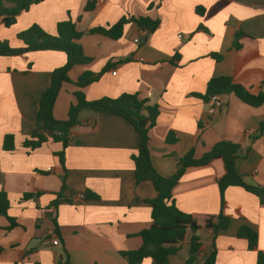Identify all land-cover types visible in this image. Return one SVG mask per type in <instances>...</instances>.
Here are the masks:
<instances>
[{"label":"crops","instance_id":"0c3cea01","mask_svg":"<svg viewBox=\"0 0 264 264\" xmlns=\"http://www.w3.org/2000/svg\"><path fill=\"white\" fill-rule=\"evenodd\" d=\"M87 3L93 8L84 12ZM140 17L158 21V27L147 33L129 23L117 40L81 37L78 44L90 62L68 71L53 118L66 120L80 75L102 72L98 81L80 89L86 100L136 93L158 106L156 124L148 131L149 157L158 175L170 177L176 159L190 151L198 159L228 141L240 147L236 172L242 181L264 187V135L259 134L264 105L252 108L232 95L222 96L223 109L208 115L199 98L207 82L219 76L253 94L264 92V0H44L17 16L11 27L0 23V41L22 48L16 36L33 24L54 35L57 23L69 18H79L76 29L86 32ZM65 63V54L55 51L0 56V192L17 223L6 230L8 222L0 216V264H59L65 259L70 264H129L119 252L138 249L136 234L150 225L147 201L156 193L150 182L134 181L130 157L141 139L120 116L82 111L64 150L51 141L33 151L21 147L35 128L38 102L52 71ZM169 134L174 142H166ZM5 135L14 137L13 152L2 150ZM62 150L63 166L55 155ZM224 173L220 159L187 168L172 190L176 207L197 220L217 215L216 181ZM224 199L230 221L214 239V264H257V252L264 254V206L241 187H228ZM242 225L257 233L256 251L236 237ZM197 236L201 247L193 264H203L212 251V232L200 229ZM190 238L188 231L167 264H186ZM138 264L155 263L147 258Z\"/></svg>","mask_w":264,"mask_h":264},{"label":"trees","instance_id":"16d2710c","mask_svg":"<svg viewBox=\"0 0 264 264\" xmlns=\"http://www.w3.org/2000/svg\"><path fill=\"white\" fill-rule=\"evenodd\" d=\"M44 0H0L1 25L9 28L16 23L17 16ZM92 3H87L84 12L92 10ZM200 13V10H196ZM75 21L70 18L57 23L54 35L48 34L40 27L33 24L26 30L17 34V39L23 44L22 48H12L8 41H0V56H19L30 52L55 51L62 52L66 56V63L52 71L49 87L41 94L38 102V110L35 115V128L31 135L24 139L21 147L33 151L42 147L47 142L60 143L63 150L68 146L70 135L74 128L80 125L79 114L82 111L93 113L114 114L123 118L137 133L141 143L130 159L134 166V181L136 184L150 182L155 190V197L148 200L150 206V225L136 234L141 239V246L136 250L121 251L120 256L127 259L129 264L141 263L144 259H151L155 264H167L169 258L176 255L184 242L185 235L191 232L189 242V258L186 264H193L199 253L201 244L197 231L209 229L212 232V251L203 264H214L215 247L214 239L221 230L229 226L230 218L226 214V202L224 192L228 187H241L246 192L254 195L259 203L264 206V187H255L245 184L236 172V163L239 159L240 147L237 144L220 141L210 148L202 157L195 159L193 152L176 159L175 172L170 177H161L151 165L148 149V131L156 124L159 114L157 105H150L148 100L138 94L124 93L117 98L102 97L88 101L80 91L83 87L98 81L101 73L86 72L80 75L74 85L79 88L72 93L75 103L67 112L66 120H56L52 116V107L56 95L62 83H68V71L75 65L87 64L90 59L82 51L78 41L84 34H97L112 40L122 36L123 28L129 23H134L141 29L152 33L158 27V21L148 18H122L108 28L95 27L86 32L76 29ZM215 61L221 60L220 55H212ZM264 85V83H262ZM232 95L243 104L259 108L264 105V92L251 93L248 89L234 84L231 78L219 76L211 78L207 82L206 91L199 96L203 102H207L211 96ZM259 134L264 135V122L259 125ZM170 137L167 143L174 142ZM2 150L13 152L15 150L14 137L5 135L2 140ZM55 153L60 164H64V151ZM214 159H220L224 165V175L216 181L219 192V211L217 215H206L201 220L195 219L190 214L180 211L174 202L172 190L178 183L184 171L189 167L204 166ZM25 195L24 197H27ZM88 198L97 199L95 195H86ZM53 205H56L54 202ZM9 202L4 193L0 192V216L6 218L8 226L6 230L17 227L15 219L8 215ZM236 237L246 242L247 250L256 251L258 235L246 225H242L236 232ZM59 264H70L67 259L59 261ZM257 264H264V254L257 252Z\"/></svg>","mask_w":264,"mask_h":264},{"label":"built area","instance_id":"2783aa9c","mask_svg":"<svg viewBox=\"0 0 264 264\" xmlns=\"http://www.w3.org/2000/svg\"><path fill=\"white\" fill-rule=\"evenodd\" d=\"M138 41H139L138 39L134 40L135 43H138ZM112 74L114 75L115 72H112ZM206 104H207L208 115L216 114L223 109V102L221 100V97L219 96H211L206 102ZM52 244L56 246L58 244L57 240H54Z\"/></svg>","mask_w":264,"mask_h":264}]
</instances>
